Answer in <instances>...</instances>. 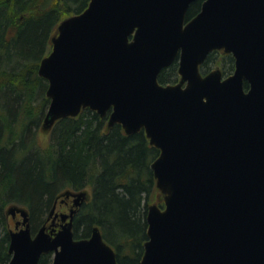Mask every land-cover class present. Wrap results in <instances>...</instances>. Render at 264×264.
<instances>
[{"label": "water", "instance_id": "1", "mask_svg": "<svg viewBox=\"0 0 264 264\" xmlns=\"http://www.w3.org/2000/svg\"><path fill=\"white\" fill-rule=\"evenodd\" d=\"M90 1L60 24L39 67L43 129L90 109L127 135L144 130L160 150L151 169L165 205L148 209L141 264H264V0H205L189 23L198 0ZM214 50L233 55L231 76L201 74ZM177 59L180 82L160 83ZM62 196L77 208L88 197ZM74 207L59 232L35 235L29 210L9 208L22 220L7 264L51 253L52 264H119L99 227L75 238Z\"/></svg>", "mask_w": 264, "mask_h": 264}, {"label": "trees", "instance_id": "2", "mask_svg": "<svg viewBox=\"0 0 264 264\" xmlns=\"http://www.w3.org/2000/svg\"><path fill=\"white\" fill-rule=\"evenodd\" d=\"M205 0L190 5V21ZM90 0H0V264L11 260L7 208L30 211L32 232L47 223L57 196L91 190L75 218V237L98 226L119 264H141L149 206L160 202L151 164L160 154L144 131L127 135L108 117L83 110L57 121L47 142L40 133L49 109V83L38 72L64 19L81 14ZM224 75L233 68V58ZM210 59L202 67L208 72ZM178 60L159 75L177 83ZM88 192V191H87ZM40 264H50L43 256Z\"/></svg>", "mask_w": 264, "mask_h": 264}, {"label": "flooded vegetation", "instance_id": "3", "mask_svg": "<svg viewBox=\"0 0 264 264\" xmlns=\"http://www.w3.org/2000/svg\"><path fill=\"white\" fill-rule=\"evenodd\" d=\"M199 1V0H198ZM219 57H221V59H220V64H221V68H215V69H220L221 71H222V73H223V75H224V68L225 67H227V66H229L231 63H229V61H230V59H229V57L230 58H233V63H234V68H233V70L229 73V74H227V75H224L226 78H227V76H231L234 72H235V68H236V63H235V59H234V57H233V55L232 54H227V53H225V52H223V51H214V52H212V54L206 59V61L204 62V64H203V66H201V72L203 73V75H205V74H208V73H210L211 71H213L214 69H212V65H210L209 67H208V72H203L202 71V67H204V65H205V63L210 59V63H215L217 60H218V58ZM171 84H175V83H171ZM142 131H144V130H142ZM145 133V132H144ZM145 136H146V134H145ZM148 138V137H147ZM88 194V193H87ZM88 197L85 199V201L82 203V205H81V208H82V206L86 203V202H88L90 199H91V197H89V195H87ZM58 197V196H57ZM58 201V204H57V208H58V210L56 211L57 213H55V214H53V215H51L52 213H50V216H49V218H48V221H50V222H53L54 221V219L56 220V227H57V230L58 229H60L61 228V226H62V223H64L62 220H60V217H61V214H69L70 212H71V210H72V207L74 206V202H75V198L72 196V197H70V198H67V197H62V196H60V197H58L56 200H55V203ZM61 207L63 208V209H61ZM78 210V212H77V214L75 215V218L77 217V215L79 214V212H80V208L79 209H77ZM59 214V216H57ZM17 220H19V215L16 217V219L15 220H12V218H10V217H8L7 216V221L10 223V226L12 227V224H14V229L13 230H15V225H16V223L18 222ZM76 221V220H75ZM20 228H21V226H20ZM90 237V236H89ZM89 237H87V238H89ZM45 256H48V257H50V264H52L53 263V259H54V254H46ZM143 257V256H142ZM142 259V258H141ZM141 262V261H140Z\"/></svg>", "mask_w": 264, "mask_h": 264}, {"label": "rangeland", "instance_id": "4", "mask_svg": "<svg viewBox=\"0 0 264 264\" xmlns=\"http://www.w3.org/2000/svg\"><path fill=\"white\" fill-rule=\"evenodd\" d=\"M220 59H221V57H219L218 58V60L215 62V63H211L212 64V69H214L215 70V68H221V64H220ZM49 133H50V131H45V130H43L42 129V131H41V133H40V136H41V140H44V142H47V138H49L48 136H49ZM88 191V195H89V197H91L92 195H91V190H87ZM162 201V197L160 196V202ZM153 203H156V202H153ZM158 204V203H157ZM61 209H63L62 207H61ZM12 229H14V224H12Z\"/></svg>", "mask_w": 264, "mask_h": 264}]
</instances>
